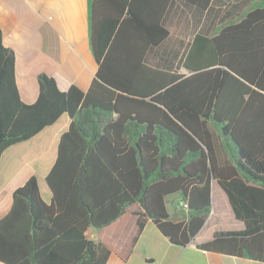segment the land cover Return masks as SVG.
I'll return each mask as SVG.
<instances>
[{
    "label": "trees",
    "instance_id": "trees-1",
    "mask_svg": "<svg viewBox=\"0 0 264 264\" xmlns=\"http://www.w3.org/2000/svg\"><path fill=\"white\" fill-rule=\"evenodd\" d=\"M172 1L92 0L98 69L89 89L62 90L41 73L34 102L21 96L17 54L0 29V160L62 114L72 118L46 176L51 201L32 176L0 218L1 263L107 264L112 249L88 231L133 205L142 209L138 233L149 218L171 242L187 245L210 215L213 179L246 228L218 231L200 248L264 261V6L213 35L197 32L182 58L186 74L147 60L170 35L164 19ZM179 1L202 11L213 2ZM176 193L187 204L181 220L167 206Z\"/></svg>",
    "mask_w": 264,
    "mask_h": 264
},
{
    "label": "crops",
    "instance_id": "crops-1",
    "mask_svg": "<svg viewBox=\"0 0 264 264\" xmlns=\"http://www.w3.org/2000/svg\"><path fill=\"white\" fill-rule=\"evenodd\" d=\"M91 6L92 0H0V29L4 43L17 54V82L23 100L34 102L38 98L41 73L54 76L62 90L71 85L84 91L89 89L98 69L91 44ZM261 6L264 0H213L208 10L202 11L173 0L164 19L170 35L148 52L147 60L176 70L174 59L194 23L205 20L207 24L193 33L188 46L197 32L213 35L222 21L233 15L243 17L249 10ZM151 51L159 57L154 63L149 59ZM71 122L70 115L64 113L34 137L17 142L2 153L0 218L11 209L15 190L32 176L37 177L44 200L51 201L46 176L57 159L60 138ZM219 155L221 160L229 157L224 149ZM241 177L247 185L260 187L243 174ZM253 203L256 205L257 200ZM211 204L205 224L184 246L171 242L149 218L138 233L137 213L142 211L138 205L131 206L110 225L97 229V233L91 228L88 234L112 249L107 264H264L260 259L200 248L201 244L212 241L218 231L246 228L245 220L236 215L226 190L216 179L212 181ZM258 204L264 211V200L259 199ZM256 207L254 211L258 210ZM169 212L181 220L186 217L187 208L177 203L176 210ZM223 217L227 221L219 222Z\"/></svg>",
    "mask_w": 264,
    "mask_h": 264
},
{
    "label": "rangeland",
    "instance_id": "rangeland-1",
    "mask_svg": "<svg viewBox=\"0 0 264 264\" xmlns=\"http://www.w3.org/2000/svg\"><path fill=\"white\" fill-rule=\"evenodd\" d=\"M250 8H251V7H250ZM235 13H237V12H235ZM242 15H243V14H242ZM241 17H242L241 15H239V16H234V15H233L232 17L227 18V20L222 21V22L219 24V28L225 26L226 24L236 22V21H238ZM194 18H195V17H194ZM206 24H207V23L205 22V20H203V22H199V23H197V24L194 23V25L191 27L190 31L186 34L185 39H183V43L180 44L181 46H180L179 55L176 56L175 59H174V65H175V68H176V70H177L178 72H181V73L186 72V73H187L186 69H185L184 67H182L181 63H182V58H183V56H184V53H185V51H186V48H187V46H188V41H189V39L192 37L193 33H194L196 30H198L199 28H200L201 30L204 29V28L206 27ZM157 57H158V56H157L153 51L150 52V54H149V59H150V61H151L152 63H154L155 61H157V60H156ZM158 58H159V57H158ZM180 198H181L180 195L177 194V193H176V194H172V195H170V196L168 197V199H167V206H168V208H169L170 211H172V210H176V205H177V203H181ZM222 213H223V212H222ZM223 219H224V220H220L219 222H223V221L225 222V221H227V219H226L225 217H223ZM92 231H93L94 233H97L98 230L95 229V228H92ZM147 245H150V242H147Z\"/></svg>",
    "mask_w": 264,
    "mask_h": 264
},
{
    "label": "built area",
    "instance_id": "built-area-1",
    "mask_svg": "<svg viewBox=\"0 0 264 264\" xmlns=\"http://www.w3.org/2000/svg\"><path fill=\"white\" fill-rule=\"evenodd\" d=\"M180 205L187 208V204L184 201H181Z\"/></svg>",
    "mask_w": 264,
    "mask_h": 264
}]
</instances>
